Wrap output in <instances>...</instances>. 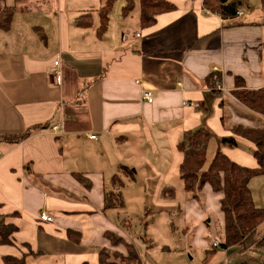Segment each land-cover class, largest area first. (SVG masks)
Returning <instances> with one entry per match:
<instances>
[{
    "label": "crops",
    "instance_id": "0c3cea01",
    "mask_svg": "<svg viewBox=\"0 0 264 264\" xmlns=\"http://www.w3.org/2000/svg\"><path fill=\"white\" fill-rule=\"evenodd\" d=\"M167 1L176 9L161 15L155 26L143 29L140 16L136 21L123 17L116 25L110 21L103 38L94 15L92 28L73 27L69 15L47 11L50 0L11 7L12 28L0 30V136L49 128L21 143L0 141V216L18 228L12 245L0 244V264L4 257L25 255L26 264H101L102 249L127 253L124 245L113 246L108 235L133 244L144 264L141 251L153 239L147 227L131 233L133 217L145 214L155 225L157 218L181 210L175 193L167 197L164 189L184 186L181 179L174 185V179L181 178L178 145L186 132L206 128L212 133L207 161L221 151L242 167H258L251 142L238 138V146L231 148L221 141L232 136L233 126H264V115L249 111L234 96L237 77L247 90L264 88L261 3L258 8L250 2L241 16L223 20L207 12L203 0ZM38 5L46 11H37ZM17 8L38 16L19 34ZM86 9L80 15L91 13ZM50 44L52 54L45 51ZM212 79L211 87L206 81ZM145 91L152 93L153 103L143 99ZM122 167L131 175L123 174ZM116 176L121 185L114 183ZM250 188L255 204L264 209V177L254 178ZM110 192L122 194L123 208L105 207ZM187 194L188 212L196 211L202 222L215 209L218 218L209 217L206 227L224 235L221 194L205 186L202 209ZM131 204L139 215L133 216ZM43 215L53 221H43ZM202 230L194 240L206 247L211 240L203 238L207 230ZM258 233L264 237V224ZM212 242L214 248L221 246ZM223 250L209 253L206 264L242 262L239 247Z\"/></svg>",
    "mask_w": 264,
    "mask_h": 264
},
{
    "label": "trees",
    "instance_id": "16d2710c",
    "mask_svg": "<svg viewBox=\"0 0 264 264\" xmlns=\"http://www.w3.org/2000/svg\"><path fill=\"white\" fill-rule=\"evenodd\" d=\"M5 0H0V30L10 31L13 25L14 10L5 6ZM140 1V25L143 29L153 27L157 24L158 18L166 13L175 11L174 4L167 0H139ZM116 0H107L99 11L100 25L97 30L99 38L107 33L110 23V15ZM135 0H125L122 8V16L128 17L133 12ZM204 9L223 20H233L246 7H250V0H203ZM261 7L264 10V0H261ZM78 28L89 29L93 27L94 17L92 13L78 16L74 20ZM216 82L221 81L220 77L215 78ZM213 86V79L206 81ZM238 90L234 92L235 98L249 111L264 115V88L258 90H247L244 87V80L236 78ZM49 125H40L26 131L23 135L0 136V141L12 144L21 143L33 135L34 132L44 131ZM232 136L225 137L221 143L223 146L236 148L237 139L251 142L255 146L254 157L258 167L255 169L242 167L233 162L223 153L218 152L207 169V152L212 133L206 128H199L186 132L178 145L182 153V162L179 167L181 180L186 192L191 193L192 198L202 201V191L209 185L215 193H220L221 212L224 217V241L222 248L230 249L239 247V253L250 258H258L264 264V254L258 253L264 249V237H259L258 230L264 224V209L255 204L250 182L257 177H264V126L245 127L233 126ZM123 174L131 175L127 167H122ZM78 181L87 184L81 175L75 176ZM114 183L121 185L119 176L114 177ZM165 196L173 197L175 190L171 187L164 189ZM105 207L123 208L124 200L120 192H110L105 197ZM18 228L0 216V244L12 245V238ZM113 246L124 245L126 254L102 249L100 252L101 264H141V258L133 244L125 243L121 237L108 235ZM148 244V241L146 240ZM26 256V255H25ZM25 256L4 257L5 264H26ZM239 264H250L243 261Z\"/></svg>",
    "mask_w": 264,
    "mask_h": 264
},
{
    "label": "rangeland",
    "instance_id": "374dc122",
    "mask_svg": "<svg viewBox=\"0 0 264 264\" xmlns=\"http://www.w3.org/2000/svg\"><path fill=\"white\" fill-rule=\"evenodd\" d=\"M5 1H7L6 5H8V7H14V6L25 7V5L23 4L28 3V0L23 1V3L22 2L17 3L16 0H5ZM58 1L59 0H56V6H55L53 5L55 4V0L54 1L50 0L51 4L50 6H47V11L52 14H54L55 12V15L56 14L59 15L61 12H64L65 14L73 18L72 24L73 27H75L74 19L81 14V10L84 8H87L86 10H89V12H91L95 16V26H97L99 23V18H98L99 11L105 5L107 0H60L59 5H58ZM250 2L254 7L255 6L258 8L260 7L261 0H250ZM124 5H125V0H116V2L114 3L110 15V21H112L114 25H116L118 21L123 19L122 8ZM36 10L37 11L45 10L44 5H38ZM140 14H141L140 1L135 0V7L130 15L129 20L135 19L134 21H136L137 17L140 16ZM37 18L38 16L35 12H23L19 8H17L14 19L15 20L14 25L17 27V30L15 32L17 34L23 33L24 31L20 27L23 26L28 21H35ZM52 20H53L52 16L48 18V22L51 23ZM94 30H96V27H94ZM87 31L90 32L91 30H87ZM56 40L57 38L54 37V41ZM54 41H51V43H53ZM53 48L54 46L50 44V46L45 51L48 52V54H52L54 53ZM211 162L212 161L210 160L207 161V165L205 169L208 168ZM177 179H181V178L175 177L174 185L176 184ZM176 186H174L175 201L177 202L178 206L181 207V210L178 209L172 210L174 211L172 217H168V216L159 217L156 219L155 225H153L152 219L147 218L145 214H142L139 217H133L134 222L131 229V233L141 234L142 226L143 228L147 227V235L153 239L150 242L152 246L149 249H147V247L144 246V248L141 251V254H143L142 258L144 259V264H206V259L210 255L209 253H214V252L220 253L224 251L222 246L218 248H214L212 242L213 240H215L216 242H221L222 244L224 241V235L219 233L213 235L212 230L207 228L205 224L207 223L209 217L216 219L218 218V214L215 211V209H210L207 211L209 216L208 215L207 217L205 216L202 223L199 219V214L196 211L188 212L189 209L191 208V204L188 201L189 194H187V192L184 190V186L183 187L181 186L182 188ZM202 200H203V194H202ZM199 205L202 209V202H199ZM130 210L131 213H133V216L139 215L138 214L139 211L136 210L134 205L132 204L130 206ZM186 212L188 213L185 214ZM140 223L142 225H140ZM186 223L188 224V227H186ZM202 228H203L202 231L207 230L206 231L207 233L204 234L203 238H206L207 241L211 240V243H209L208 246L206 247H202L199 244L198 240L197 241L194 240L195 236ZM149 245L147 246L149 247ZM164 246H168L170 250L165 251ZM148 250L150 251L147 252ZM243 261H248L250 264H262L258 258L255 257L250 258V256H243L242 262ZM225 262L226 260L224 259V263ZM229 264H238V263L235 259H229Z\"/></svg>",
    "mask_w": 264,
    "mask_h": 264
},
{
    "label": "built area",
    "instance_id": "2783aa9c",
    "mask_svg": "<svg viewBox=\"0 0 264 264\" xmlns=\"http://www.w3.org/2000/svg\"><path fill=\"white\" fill-rule=\"evenodd\" d=\"M239 14H241V13H239ZM124 38H125V37H124ZM59 65H60V62H59V61H56V62L54 63V66L56 67V68H54V74L57 76V82H58V83L61 82V78H60L61 72H60V69H58ZM143 99H144L145 101H147L148 103H153V101H154L153 95H152V93H151L150 91H145V92L143 93ZM184 105H185V106L190 105V106H192V107H198V105L195 104V103H187V102H185ZM51 129H52L54 132H57V133H58V132H61L58 126H53ZM90 138L95 140V139H97V136H96V135H93V136H91ZM42 220H43V221H46V222H52V221H53V219H52L51 217L47 216V215H43V216H42ZM215 246L218 247V246H219L218 243H215Z\"/></svg>",
    "mask_w": 264,
    "mask_h": 264
},
{
    "label": "bare ground",
    "instance_id": "6f19581e",
    "mask_svg": "<svg viewBox=\"0 0 264 264\" xmlns=\"http://www.w3.org/2000/svg\"><path fill=\"white\" fill-rule=\"evenodd\" d=\"M242 15V13L241 14H239V16H241Z\"/></svg>",
    "mask_w": 264,
    "mask_h": 264
}]
</instances>
